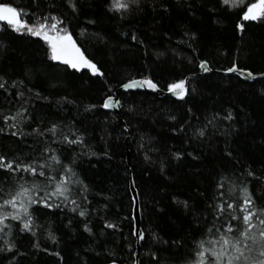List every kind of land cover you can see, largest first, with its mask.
<instances>
[{"label": "trees", "instance_id": "1", "mask_svg": "<svg viewBox=\"0 0 264 264\" xmlns=\"http://www.w3.org/2000/svg\"><path fill=\"white\" fill-rule=\"evenodd\" d=\"M5 2L39 14L50 10L47 5L51 0H37L35 4L33 0H0ZM80 2L84 7L77 15L71 13L63 0H55L54 10L68 17L74 38L90 58L99 62L105 77H92L86 70L76 72L48 60L43 41L13 33L10 28L4 31V23H0V40L7 50L0 53V72L16 78L25 68L33 69L35 75L30 86L51 99L37 101L32 114L45 124L55 120L75 122L90 134L87 142L93 150L109 151L110 159L83 157L82 162L78 161L79 171L94 191H104L112 197L103 214L119 223L120 229L114 234L90 237L79 224L83 218L67 210H56L54 216L47 218L52 221L55 241L39 232L36 237L16 233L10 239L15 240L21 255L12 261L11 253H0V264H109L112 259L117 264H132L137 247L131 235L134 222L130 181H135L139 193L141 229L145 231L138 260L141 264H157L149 255L156 251L166 264H177L186 252L184 244L191 246L189 234L197 229L171 197L194 200L196 207L202 208L204 200L198 193L212 194L218 173L238 172L242 165L256 170L264 168V78L247 82L219 71L235 59L239 67L264 72V22H245L241 34L235 29L238 9L225 13L224 22L217 24L210 15L212 6L208 0H145L144 10L127 19L107 12L105 0ZM162 2L167 4V11L160 7ZM24 19L32 22L34 18L29 15ZM189 30L198 36L193 45L196 52L179 43L187 39L183 33ZM133 33L137 40H132ZM161 51L165 56L158 59L155 54ZM199 59H207L212 72L199 75ZM141 74H151L162 87L174 79L190 77L189 89L195 86L197 91L184 101L159 98L146 90L121 93L120 119L103 108L84 110L88 103L99 105L105 95L114 94L120 83ZM61 96L76 103L57 105L56 100ZM0 101H4L2 91ZM129 105L133 111H129ZM229 109L234 117L231 121L224 119ZM169 115L177 119L169 120ZM181 124L183 130L171 131L172 127L179 129ZM205 124H208L206 135L194 137V129ZM28 143H32L30 138ZM24 147L23 143H17L16 137L0 134V154L7 152L11 158L14 151ZM226 149L233 153L231 158L226 156ZM175 151L183 152L184 156L173 159ZM145 152L152 160L145 161ZM189 152L193 155L189 156ZM90 200L93 207L97 201L104 203L102 197L90 196ZM92 221L94 232L99 233L102 223L95 215ZM152 231L169 243L153 241L149 236ZM176 239L183 243L172 244ZM33 241L40 244L39 249L32 247Z\"/></svg>", "mask_w": 264, "mask_h": 264}, {"label": "snow or ice", "instance_id": "2", "mask_svg": "<svg viewBox=\"0 0 264 264\" xmlns=\"http://www.w3.org/2000/svg\"><path fill=\"white\" fill-rule=\"evenodd\" d=\"M36 2L37 0H33L34 4ZM144 2L145 0H105V8L107 12L120 19H127L142 12ZM63 3L73 15H77L84 7L80 0H63ZM208 3L212 6L210 15L217 24L224 22L225 13L238 9L235 29L241 34L245 31V22H264V0H247V2L246 0H208ZM47 7L50 10L37 14L30 13L28 9L15 7L11 3H0V21L5 22L2 30L7 31L10 28L13 33L43 41L45 56L52 62L62 64L76 72L86 70L92 77H105L99 62L90 58L74 38L69 28L68 17L54 10L57 7L55 0H51ZM160 7L167 11L166 3L162 2ZM29 15L34 18L32 22L24 19ZM83 34L82 29L81 35ZM183 35L187 39H182L179 43L187 44L193 52H196L197 49L193 45L198 39L197 33L189 30ZM131 38L137 40L134 33ZM100 39L103 40V37ZM138 43L143 44V41L139 40ZM6 50L7 45L0 40V53ZM173 51L175 52V49ZM155 55L159 59L165 56V52L161 51ZM198 66L205 73L212 72L207 59H199ZM219 71L237 73L252 81H256L257 77L264 78V72H253L239 67L235 59L229 67ZM33 75L35 73L31 68H25L16 78L0 72V91L4 95V101L7 102L5 106L4 101H0V121L3 122L0 124V134L16 137L17 143H23L25 146L14 151L11 158L7 152L0 154V253H11L12 261H16L17 256L21 255L15 240L10 239L16 233H30L32 237H36L39 232L53 241L57 239L52 230V221L47 219L49 216H54L56 210L61 212L67 210L83 218L79 224L90 237L114 234L120 229L119 223L106 218L103 214L112 197L107 192L94 191L93 186L85 181L79 171L78 161L82 162L83 157L110 159L109 151L93 150L92 145L87 142L90 134L75 122L55 120L45 124L44 120L36 118L32 114L36 102H48L51 97L30 86ZM105 83L107 84V81ZM119 88L126 92L136 89H146L151 92L167 91L181 101L197 91L195 86L189 89L188 77L166 82L162 87L151 74L129 78L120 83ZM108 91H111L110 87ZM65 102L76 103L67 96H61L56 100L57 105ZM120 105L118 98L108 94L103 97L99 105L88 103L84 110L86 112L97 108L111 110ZM133 110L132 105H129V111ZM188 111L191 112V108ZM216 116H219V113H216ZM168 119L175 121L177 118L175 115H169ZM224 119L229 121L234 119L231 109ZM211 123L212 121L209 120L208 124ZM208 124L195 128L193 136L204 137ZM127 127L124 126L125 130ZM183 128L184 125L181 124L179 129L172 127L171 131L176 132ZM29 138L31 144L28 143ZM143 139L144 136H141V140ZM140 147L143 148L144 145L141 144ZM225 152L227 157L233 156L231 151L226 149ZM188 155L193 154L189 152ZM183 156L184 153L181 151L172 153L173 159L179 160ZM144 159L148 162L152 157L145 152ZM160 171L162 173L165 171L163 162ZM217 175L219 179L214 182L215 191L212 194L198 193L204 200L202 208H197L194 200L181 199L176 195L171 197L177 208L190 217L191 224L197 229L195 233L189 234L191 246L184 244L186 252L177 264H264V168L256 170L250 165H242L238 172L224 170ZM135 187L133 181L132 190ZM90 196L102 197L104 203L100 204L97 201V206L93 207ZM138 197L139 193L131 201L137 211L140 208L137 204ZM94 215L102 223L99 233L93 230ZM41 220H44L43 224L40 223ZM68 223L71 224L72 220L69 219ZM105 229L112 230V233H106ZM131 235L136 237L137 241L145 240V231L137 227L131 229ZM149 236L155 242L169 243L159 237L155 231L150 232ZM171 243L181 245L183 241L176 239ZM32 247L39 249L40 244L33 241ZM56 255L60 256V253L57 252ZM149 255L151 261L166 264L158 252L151 251ZM133 256H136L135 252ZM109 264H117V261L112 259ZM132 264H141V262L134 259Z\"/></svg>", "mask_w": 264, "mask_h": 264}, {"label": "water", "instance_id": "3", "mask_svg": "<svg viewBox=\"0 0 264 264\" xmlns=\"http://www.w3.org/2000/svg\"><path fill=\"white\" fill-rule=\"evenodd\" d=\"M0 23H4L3 21H0ZM200 72H199V75H203L205 74V72L202 71V69H200ZM225 74H229V75H234V76H237L239 77L240 79L244 80V81H247V82H252V80L248 79L246 76H241L237 73H225ZM190 79V77H188ZM260 78V77H257V79ZM143 90H146V89H136V90H129L127 92H131V91H143ZM148 92H151L150 90H146ZM125 90L121 89V88H118L113 96L118 98L119 99V96L121 93H127ZM151 93H154L156 94L159 98H163V97H171V98H175L177 99L176 97H174L171 93H168L167 91H157V92H151ZM107 111H111V112H114L117 117L120 119V116H119V107L117 108H114V109H111V110H107ZM127 166H129V162H128V156H127ZM133 189V182L130 181V192H131V195H132V198L135 197L137 195L136 193V190H132ZM137 204L139 205V201L137 199ZM133 222H134V227H137L139 229H141V216H140V209L139 211H137L134 207H133ZM136 239V237H135ZM140 243L141 241H137L136 239V247H137V250H136V256H135V259H138V255H139V249H140Z\"/></svg>", "mask_w": 264, "mask_h": 264}, {"label": "bare ground", "instance_id": "4", "mask_svg": "<svg viewBox=\"0 0 264 264\" xmlns=\"http://www.w3.org/2000/svg\"><path fill=\"white\" fill-rule=\"evenodd\" d=\"M109 112V111H108Z\"/></svg>", "mask_w": 264, "mask_h": 264}]
</instances>
